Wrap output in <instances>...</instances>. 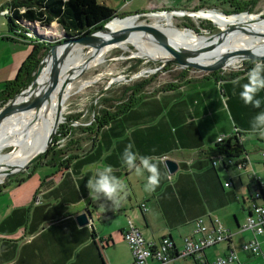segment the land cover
Wrapping results in <instances>:
<instances>
[{"label":"crops","instance_id":"0c3cea01","mask_svg":"<svg viewBox=\"0 0 264 264\" xmlns=\"http://www.w3.org/2000/svg\"><path fill=\"white\" fill-rule=\"evenodd\" d=\"M19 31L12 30L2 36L15 46L8 59L0 65V91L6 80L16 76L21 62L32 48L28 37L17 35ZM251 69L232 79H193L171 90L148 94L117 116L115 125H109V122L95 137L80 141L73 149L74 156L68 167L55 170L58 175L47 180L44 188L36 190L30 187L21 191V188L2 185L0 264H129L131 252L125 254L123 250V247L127 251L129 248L123 239L127 221L121 213L112 218L114 221L106 229L104 225L94 227V221L81 226L76 223L75 216L86 208L94 209L98 219L105 217L108 220L109 214L102 210L112 205L111 202L104 199L97 202L98 199H93L86 188L87 180L94 178L97 170L104 166H111L112 175L127 185V195L119 210L132 197L139 208L140 203H145L147 209L142 211L140 208L144 220L138 216L136 219L137 222L142 221L140 230L146 239L156 241L170 236L179 245L185 235L192 233L197 215L212 209L213 200L208 197V191L213 182H221L219 170L224 174L229 169L221 167L218 170V166H210L208 158L216 144L215 139L221 134L232 135L234 128L241 136V144L250 163L246 169L248 172L235 169L240 190L237 193L233 190V194L218 201L224 205L228 199L240 198L245 206L246 198L253 190L249 172L256 176L260 173L264 177V158L260 156L264 150V136L251 131L254 117L264 112V89L255 97L261 101L259 108L245 105L239 95L242 86L248 83L247 74ZM108 131L112 134L111 139L107 137ZM246 133H251L248 139ZM246 140L251 141L248 146ZM129 143L134 145L132 151L138 156L153 157L157 163L160 183L153 192L144 191L148 174L137 176L134 169L129 170L122 161V154ZM93 153L94 157H91ZM166 159L174 160L178 165L173 178L170 174L174 172L166 170ZM136 163L139 164L138 159ZM188 167L192 171H185ZM239 171L247 174L249 183L243 184ZM258 178L263 183L264 194L263 178ZM61 181L66 183L63 188L57 187ZM230 181L233 188L234 182ZM243 189H247V193ZM262 201L264 203V195ZM232 213L236 226L229 230L233 233L230 247L237 254L235 264H264L261 256L241 249V243L252 235L238 229L242 226L239 212L238 215L234 210ZM259 238L264 248V238ZM225 246L223 254L229 250L227 244ZM189 259L194 264L193 259Z\"/></svg>","mask_w":264,"mask_h":264},{"label":"rangeland","instance_id":"374dc122","mask_svg":"<svg viewBox=\"0 0 264 264\" xmlns=\"http://www.w3.org/2000/svg\"><path fill=\"white\" fill-rule=\"evenodd\" d=\"M12 0H0V65H2L6 59L9 57V52L14 48L15 44L12 43L8 38H2L3 35L11 33L9 29V24L7 21V17L9 14L11 15L12 8L8 5L9 2ZM99 3L105 2L111 6L112 9L115 10L117 16L128 18L126 16L133 15V14H142V16L135 15L136 22L135 25L139 26H148L150 24H154L155 20L153 17H150L152 14L150 12H162V10H199V9H211L214 10L213 12L207 11L211 14L205 12L208 17L204 16H190V15H180L182 12L174 14L172 17H163L157 20V24L160 26L161 31L169 30L171 28H189L194 31L196 34L199 33L197 36L208 37L214 34H221L224 30L219 28L213 15L217 13H221L223 15L226 14H233V13H242V12H249L254 14V17L257 16L258 18L264 17V0H97ZM148 12V13H147ZM154 14V13H153ZM155 15V14H154ZM134 16V15H133ZM130 17V16H129ZM119 19V18H118ZM224 21L223 24L229 28L230 30H235L239 26L243 25L240 22H235L232 20H222ZM145 24V25H144ZM222 24V23H221ZM22 26L26 27L24 23ZM27 28L30 31L29 35L32 37L38 38H45L49 41H57L63 38V30L56 25L54 22L48 27L40 26L38 22L28 23ZM196 31V32H195ZM238 32V31H237ZM261 39V38H260ZM257 39L258 42H253V45L262 44L264 40ZM214 43V42H212ZM80 45V44H76ZM120 45L112 48V50H108L105 52L101 57V62L99 64L91 65L89 68L77 73L71 82V89L70 92L64 96L63 100L56 106L52 108L51 114V123L55 125L57 120H60L58 128L61 125H64L63 131L54 134V139L52 141V146L55 149L65 148L68 144V138L74 135L76 138L78 137H85V132L81 133V128L86 126L90 121L93 120L94 113L96 110L105 103L102 101V98L108 97L112 99L110 102L111 104H115L118 102V97L124 93V90L129 85L133 84L134 82H138L145 78H150V82L144 87V92L155 90L156 88H160V86L164 83L178 81V76L180 75L183 70L185 71V75H187L186 79L193 80V79H201L206 75H210L207 70H204L201 66L195 67L191 65L188 68H181L174 63H170L167 61H153L152 59H148L145 56L143 57L144 53L139 51L138 48L134 47L129 43L122 42ZM84 46V45H82ZM124 46V48H123ZM30 45L28 46V48ZM76 47V46H75ZM205 47V46H204ZM76 49V48H75ZM74 49L75 53L71 60L72 63H76L81 60L82 58H87V56L91 53L89 47L84 46L81 54H78L77 51ZM27 50V49H26ZM77 53V54H76ZM29 52L27 53L26 57L28 56ZM45 56V55H44ZM43 56V57H44ZM81 56V57H80ZM24 58V60L26 59ZM42 57V59H43ZM80 57V58H79ZM41 59V60H42ZM78 59V60H76ZM251 58H242V63L249 60ZM83 60V59H82ZM24 62V61H22ZM222 63L221 61H214L212 64ZM264 63V62H261ZM81 64V63H80ZM211 64V65H212ZM243 65V64H242ZM237 70L230 69L226 71H217L218 74L224 73V75L228 71ZM136 73H141L140 76H134ZM134 76V77H133ZM120 78V79H116ZM13 79V78H12ZM116 79V80H114ZM113 81V82H112ZM112 82L110 88L104 91L106 85ZM29 91L21 94L15 100V103L18 102L19 99L22 100L23 103L29 101ZM126 97V95H125ZM124 97V98H125ZM14 103V104H15ZM101 103V104H100ZM14 109H11L7 116L12 114ZM120 122V120H118ZM117 122V123H118ZM116 119L109 123V125H115ZM108 125V124H107ZM73 127V131L68 134V128ZM72 129V128H71ZM107 137L111 139V132H107ZM251 135V133H246V138ZM248 139V138H247ZM250 140H246V146L249 145ZM51 147V146H50ZM49 147V148H50ZM74 147L76 145H72L69 149H66V152L63 158H67L70 154H72ZM77 148V147H76ZM11 148H4L1 153L8 152ZM72 149V151H71ZM91 157H94V153L90 154ZM89 155V156H90ZM40 160V159H39ZM208 162L210 160L208 158ZM211 166V164H210ZM221 166H218V170ZM228 173H221L220 179L213 182L211 190L208 191V197L212 198L211 208L209 211H205L204 213H199L198 217H204L205 215L209 214H216L220 219L223 227L230 229L235 228L236 222L233 216V210L236 211V215L239 212V218L241 220L240 224L243 225L245 222L246 217V205L241 203L240 198L235 199H228L225 201L224 205H221L218 201L221 197H228L229 194H233V190L236 191L240 190V181L238 178L235 177V169L236 167L232 166L228 168ZM237 170V169H236ZM185 171H192L190 167L185 169ZM177 172V171H176ZM170 174L171 178L174 177L175 173ZM240 172V171H239ZM59 173V172H58ZM242 173L241 179L243 184L249 183L247 174L245 172ZM53 174V175H52ZM55 169L53 166L49 164H37L31 166V164L23 169L19 170L15 173H12L6 177H2L0 179V185H4L5 187H14V188H30L34 187V189H42L47 184V180L50 178H54L55 176ZM61 174V173H59ZM185 174V173H184ZM258 177H264L260 175V173H256ZM58 175V174H57ZM169 173L166 172V176ZM186 175V174H185ZM53 176V177H52ZM232 179L233 188L230 184L229 188H225L224 182H231ZM60 177L57 178L58 181ZM220 182V183H219ZM66 183L61 181L57 184V187H65ZM227 187V186H226ZM138 189H140L138 187ZM247 193V189H243ZM249 190H251L249 185ZM210 204V203H209ZM125 208V209H124ZM243 208V209H242ZM124 209V210H123ZM134 210V212H132ZM102 211H105L109 214L108 220L104 217L98 219L96 215H94V227H101L104 225V229H106L110 223L114 221L112 218L116 217V214H120L123 218L127 221L128 219L131 220L132 224L142 229V221L137 222L136 216L140 217V219L144 220L143 215L136 204L134 197L131 200H127L122 210L119 208H114L113 205L104 207ZM243 215V216H242ZM109 221V222H107ZM117 223V222H116ZM231 231V230H230ZM244 232V231H243ZM249 240V239H247ZM246 241V240H245ZM226 246L225 243H217L211 248L206 251V255L210 261L216 256L221 255L225 251ZM123 250L126 251L125 254H130L131 250L128 248V251L125 247ZM132 256V255H131ZM192 261L189 258H180L177 260H173L172 264H191Z\"/></svg>","mask_w":264,"mask_h":264},{"label":"bare ground","instance_id":"6f19581e","mask_svg":"<svg viewBox=\"0 0 264 264\" xmlns=\"http://www.w3.org/2000/svg\"><path fill=\"white\" fill-rule=\"evenodd\" d=\"M179 12H182L180 15L208 17L204 11H152L149 14H152L150 17H153L155 23L145 27L135 25V15L128 18H115L107 23L106 31H124L129 34L125 39L115 44L90 41L82 44L78 42L64 44L62 47L57 48V57L59 59L56 65H53L52 55L48 54L42 62L37 77L33 81V88L28 94L29 101L23 103L19 99L16 104L21 102L20 108L16 111L13 110L12 114L0 119V152L4 148H11L8 152L5 151L0 154V179L4 178L10 171L21 168L24 162L41 149H44L47 138L54 127L51 123L52 108L58 105L64 96L70 92L72 78L91 65L99 64L105 52L112 50L116 46H122L120 45L122 42L138 48L139 51L144 53L143 57L145 56L153 61L168 62L176 57L182 63L189 62L195 67H198L196 63L211 65L214 61H221L224 64H235L239 57L236 54L229 53L238 50L249 48L253 53L264 51V42L253 45V42H258L257 39L261 38L260 40H264V18L254 17V14L249 12L233 13L228 16L217 13L212 16L214 18L213 21L224 31L221 34L210 35L208 39L197 36L189 28H171L158 32L160 26L156 25L157 20L163 17H172ZM206 13L211 14L209 12ZM222 20H232L243 25L235 30H230L223 24L224 21ZM152 37L153 39L163 37L165 45L154 42L155 40L153 41ZM82 45L89 47L91 53L87 58H82L83 60L79 59L78 62L72 63L71 60L75 54L73 53L74 49L76 48L77 53L81 54L84 47ZM261 46L263 48L259 49ZM242 58L254 59L251 54L244 55ZM58 71L60 77L57 86L54 90L48 89L54 77H57ZM140 75L141 73H136L134 76ZM64 78L66 85L63 86L61 82Z\"/></svg>","mask_w":264,"mask_h":264},{"label":"trees","instance_id":"16d2710c","mask_svg":"<svg viewBox=\"0 0 264 264\" xmlns=\"http://www.w3.org/2000/svg\"><path fill=\"white\" fill-rule=\"evenodd\" d=\"M8 5L12 8L11 15L9 14L6 16L9 29L11 31L20 30L17 35L25 39L28 37L32 48H30L29 54L24 62H21L16 76H14L13 79L4 82L3 90L0 91V105L11 99L18 91L28 87L38 68L39 62H41L42 57L46 54L51 44L54 45L59 43L65 37L71 38L87 34L95 28L100 27L105 21H108L109 19L111 20L114 17H119L110 5L99 3L97 0H12ZM34 22H38L42 27H48L51 22H54L63 30V38L52 42L45 38H35L30 36L27 24ZM23 23L26 27L22 26ZM252 61L254 60L249 59L245 61L244 64H247V66L241 70L237 69L228 71L225 75L224 73L218 74V72L215 71L202 78H235L245 73L250 68H253L255 64H253ZM186 77L187 75H185V71L183 70L178 76V81L164 83L160 88L153 90V92H144V87L151 80L150 78H145L126 87L122 94L123 97L120 95L117 99L118 102L115 104L108 103L112 100L108 97L102 98V101L105 103L96 110L93 120L81 128V133L85 132V134H87L85 137L77 136L75 138L73 135L68 138L67 146L61 149H55L51 145L40 160L36 163H32L31 166L41 163L49 164L58 171L66 169L74 156L70 154L67 158H63L62 156H64L66 149H69L72 145L78 147L80 141L85 138H91L92 136L95 137L100 128L114 120L120 114L126 112L148 94H153L154 92L162 90H171L182 82L190 81L186 79ZM21 94H18L15 97V100ZM63 127L64 125H61L58 128V133L63 131ZM71 128H68V134L73 131V127ZM214 151H222L227 155H238L245 152V149L241 143H238L236 138L229 137L228 139H225L223 143H216L211 152ZM256 186L263 197L264 194L261 185L257 183ZM102 200L103 198L98 199L97 202Z\"/></svg>","mask_w":264,"mask_h":264},{"label":"built area","instance_id":"2783aa9c","mask_svg":"<svg viewBox=\"0 0 264 264\" xmlns=\"http://www.w3.org/2000/svg\"><path fill=\"white\" fill-rule=\"evenodd\" d=\"M234 137L241 143V136L237 128L230 136L219 135L215 139L216 143H223L225 139ZM264 158V150L261 151ZM165 160V157L162 156ZM210 164L213 167L221 166L230 168L236 167L237 170L247 171L250 163L248 155L243 152L241 154L227 155L222 151H214L209 155ZM248 172V171H247ZM249 178L252 180V193L247 197L246 201V218L242 226L238 227L240 231H248L251 233L249 240L241 243V249L253 255H259L264 261V248L259 237L264 238V203L262 195L256 186L259 183L262 187L263 183L254 172H249ZM231 183V182H230ZM230 183H224V186H229ZM140 208L145 211V203H140ZM233 233L223 227L220 219L216 215L208 214L204 217H198L194 220L192 233L185 235L179 245L170 236H164L158 240H147L141 230L135 227L131 220L128 219L127 228L123 231V239L128 244L132 261L129 264H170L173 260L191 258L194 264H235L237 254L230 247ZM227 244L228 251L223 255H216L212 261L206 257V251L215 244ZM147 253V255H145ZM235 257V258H234Z\"/></svg>","mask_w":264,"mask_h":264},{"label":"water","instance_id":"95a60500","mask_svg":"<svg viewBox=\"0 0 264 264\" xmlns=\"http://www.w3.org/2000/svg\"><path fill=\"white\" fill-rule=\"evenodd\" d=\"M211 9H195V10H185V11H190V12H199V11H204V12H207V11H210ZM162 11H168V10H162ZM175 10H170L168 12H173ZM214 10H211V12H213ZM145 13H142L139 15L138 14H133V15H139V16H142L144 15ZM133 15H129V16H133ZM229 14H226L225 13V16H228ZM129 16H126V17H129ZM125 17V16H124ZM124 17H114L113 19H109L108 21H105L104 24H102L100 27L98 28H95L94 30H92L91 32L87 33V34H84V35H79V36H76V37H71V38H67L65 37L64 39H62L59 43H56L54 45H50V47L48 48L45 56L43 57V59L41 60V62H39L38 64V68L34 74V76L32 77V80H31V83L28 85L27 88L23 89V90H20L17 92V94H15L11 99H9L8 101H6L4 104H1L0 105V119H3L6 114L9 113V111L11 109H14V111L18 110L20 108V106L22 105L21 102L19 103H15V97L18 95V94H23L27 91H30L32 90L33 88V81L35 80V77H37L39 71H40V68H41V65H42V62L44 61L45 57L48 55V54H51L52 57H53V65H56V63L58 62V57H57V48H60L62 47L64 44H69V43H74V42H78V43H84L86 41H90V42H95V43H110V44H115L117 42H119L120 40L122 39H125L127 36H129L128 33H125L124 31H106L107 29V23L109 21H113L115 18H124ZM264 18V17H262ZM196 32V31H195ZM104 34V35H103ZM196 34L198 35L199 33L196 32ZM211 35V34H210ZM216 35V34H214ZM214 35H211V36H214ZM154 42L156 43H159V44H164V39L163 37H160V38H154L153 37L151 38ZM263 47H259V49H262ZM229 54H236V56L239 57V59L236 61L235 64H239V67L237 68L238 70H241L243 68H245L247 66V64H244L242 63V57L244 55H247V54H251L253 56V60L252 63L253 64H257V63H261L262 61H264V51H261L259 53H253L252 50H250L249 48L248 49H243V50H238V51H234V52H230ZM168 62L170 63H174L176 65H178L179 67L181 68H188L191 66V63H182L179 59H177L176 57H174L173 59L169 60ZM243 64V65H242ZM196 65L198 66H201L202 68H204V70H207L209 73L211 72H215V71H226V70H230L232 69L233 67H231L230 65L231 64H224V63H218V64H207V65H204V64H199V63H196ZM235 69V68H233ZM59 77H60V73L58 71L57 73V77H54V80L52 81V83L48 86V89L51 88V90H54L55 87L57 86L58 84V81H59ZM116 79H120V78H116ZM114 79V80H116ZM113 82V81H112ZM110 82L109 85L107 84L106 87L104 88V91L109 89L110 88V84L112 83ZM61 84L64 86L66 85V80L65 78L62 80ZM15 103V104H14ZM14 105V106H13ZM59 122L60 120H57L56 124L54 125L52 131H51V134H49L48 138H47V143H46V146L44 147V149H41L39 152H37L35 155H33L30 159H28L26 162L23 163V165L21 166V168L17 169V170H14V171H10L9 173H7L6 176L12 174V173H15L17 171H21L25 168H27L30 164L32 163H36L37 161H39V159L45 154V152L47 151V149H49V147L51 146L52 144V141H53V137H54V134H56L57 130H58V125H59ZM165 167H166V170L169 172V173H172L175 171L176 167H178L177 163L174 161V160H171V159H166L165 161ZM4 176V177H6ZM94 214H95V211L94 209H90V208H86L84 209L81 213H79L78 215L75 216L76 218V223L78 225H84V224H87V223H92L94 221L93 217H94Z\"/></svg>","mask_w":264,"mask_h":264},{"label":"clouds","instance_id":"9594fccd","mask_svg":"<svg viewBox=\"0 0 264 264\" xmlns=\"http://www.w3.org/2000/svg\"><path fill=\"white\" fill-rule=\"evenodd\" d=\"M230 66L238 68L239 64H231ZM262 72H264V63L255 64L248 72V83L242 86V91L239 94L245 105L260 107L261 101L255 99V97L261 89H264V75H262ZM251 131L254 134L258 133L264 136V112H260L254 117ZM133 147L134 145L131 143L125 147L121 157L122 161L129 170L134 169L137 176H141L146 172L148 175L144 191L153 192L160 183V172L157 163L154 162L153 157L138 156L137 153L132 151ZM137 159L139 164L136 163ZM112 172L111 166H104L102 169H98L95 177L87 180L86 188L93 199L103 198L110 201L114 208H119L127 195V185L112 175ZM261 231H264V229H261ZM220 264H224V262L221 261Z\"/></svg>","mask_w":264,"mask_h":264}]
</instances>
